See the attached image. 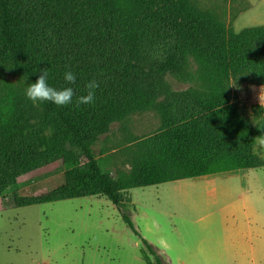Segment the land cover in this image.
<instances>
[{
	"label": "trees",
	"instance_id": "trees-1",
	"mask_svg": "<svg viewBox=\"0 0 264 264\" xmlns=\"http://www.w3.org/2000/svg\"><path fill=\"white\" fill-rule=\"evenodd\" d=\"M164 31L177 40L170 50L182 63L185 55L196 62L202 91L192 102L194 113L173 118L164 112L147 153L128 173L112 174L91 145L112 120L152 103L150 84L164 64L150 49ZM45 68L49 86L71 87L75 94L63 107L37 103L42 124L53 130L50 145L37 147L29 135L34 115L5 74L28 87ZM67 71L75 74L74 84L65 81ZM91 80L99 84L96 100L77 107ZM230 80L264 83V24L227 31L192 0H0V194L19 176L77 155L83 161L63 173L59 186L14 197V205L99 194L118 206L135 187L261 167L264 159L253 144L264 135V118L252 121L230 103ZM122 216L137 234L129 216ZM142 242L156 264H164Z\"/></svg>",
	"mask_w": 264,
	"mask_h": 264
},
{
	"label": "rangeland",
	"instance_id": "rangeland-1",
	"mask_svg": "<svg viewBox=\"0 0 264 264\" xmlns=\"http://www.w3.org/2000/svg\"><path fill=\"white\" fill-rule=\"evenodd\" d=\"M192 1L220 19L227 31L264 24V0ZM174 42V36L164 31L155 49H150L154 59L164 64L160 79L150 84L152 103L112 120L92 143L94 158L105 171L128 173L161 130L164 112L173 118L194 113L192 102L199 98L203 83L193 58L185 55L182 63L170 50ZM5 77L34 115L29 133L35 135L33 142L37 147L49 146L53 130L42 124L40 107L25 97L27 87L14 74ZM227 93L230 103L252 121L264 118V83L230 80ZM253 150L264 159V135L255 140ZM82 161L78 155L52 161L19 176L10 190L0 194V264H156L142 238L164 264H181L178 257L188 255L187 264H215L218 252H223L220 243H228L236 235L234 230L255 232L264 227V165L135 187L126 191L118 206L99 194L14 205V197L34 196L59 186L63 173ZM123 214L132 220L137 234ZM204 237L216 247V251L208 250L213 254L207 261L193 255L198 243H206ZM166 257L170 258L167 263Z\"/></svg>",
	"mask_w": 264,
	"mask_h": 264
},
{
	"label": "crops",
	"instance_id": "crops-1",
	"mask_svg": "<svg viewBox=\"0 0 264 264\" xmlns=\"http://www.w3.org/2000/svg\"><path fill=\"white\" fill-rule=\"evenodd\" d=\"M206 228H209V226L203 227L202 230L205 232ZM232 228L233 227H229V230L231 231ZM209 233L216 232L210 231ZM233 233L236 235H232L228 243H220V249L223 252H218L217 258L214 261L215 264H264V227H260L259 230L255 232L250 231L248 228H239L234 230ZM214 235L215 234L211 235L212 238ZM235 236H239V238L235 239L236 241L233 242ZM205 239L207 238L204 237L202 240L206 243L200 242L196 245L193 250V255L197 259H203L205 257L207 261L208 257L213 254L208 250L216 251V247H214L213 244H209ZM205 244L207 245L206 247ZM206 250L208 251L207 253ZM199 253L202 255L198 256ZM190 257L189 255L186 258L179 256L177 260L180 261L181 264H187L188 261H190ZM167 261H170L169 257L165 258L166 263Z\"/></svg>",
	"mask_w": 264,
	"mask_h": 264
},
{
	"label": "clouds",
	"instance_id": "clouds-1",
	"mask_svg": "<svg viewBox=\"0 0 264 264\" xmlns=\"http://www.w3.org/2000/svg\"><path fill=\"white\" fill-rule=\"evenodd\" d=\"M12 66H9L11 68ZM49 73L47 69H43L41 74L37 77L34 83L28 85L25 89V97L33 104L52 102L59 107L66 106L72 103L74 90L71 87H65L58 90L48 84ZM27 79V77L25 78ZM64 79L70 84L76 82V76L73 72L67 71L64 74ZM87 94L79 96L76 100V106L90 105L96 100L95 90L99 87L96 80H91L86 84Z\"/></svg>",
	"mask_w": 264,
	"mask_h": 264
}]
</instances>
